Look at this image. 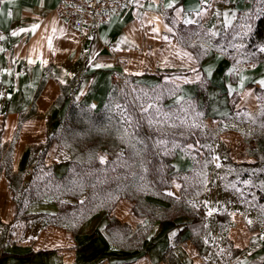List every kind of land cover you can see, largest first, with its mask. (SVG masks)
I'll return each mask as SVG.
<instances>
[{"label":"crops","instance_id":"0c3cea01","mask_svg":"<svg viewBox=\"0 0 264 264\" xmlns=\"http://www.w3.org/2000/svg\"><path fill=\"white\" fill-rule=\"evenodd\" d=\"M58 1L0 0V143L10 146L7 163L0 153V264H264L256 229L242 213L209 215V204H221L215 196L197 221L186 215L155 220L140 249L112 242L102 207L80 220L74 232L52 220L58 210L53 198L31 197L23 208L17 206L6 165L25 174L32 169L30 145L43 142L54 126L61 84L73 83L96 98L117 77L131 75L147 84H173L174 101L203 89V118L215 134L213 159H223L222 165L245 161L251 151L246 128L264 116V39L248 46L252 56L237 54L235 46L229 49L239 29L253 23L255 0H129L94 29L67 25L56 12ZM247 61L253 68L239 67ZM72 158L71 151L52 141L44 162L53 163L60 176ZM173 162L175 170L192 169L181 152ZM181 185L175 178L163 190L177 196ZM60 200L75 201L69 196ZM132 206V200L119 197L110 213L132 227L145 223L147 218ZM26 213L32 215L22 217ZM92 231L96 236L90 237Z\"/></svg>","mask_w":264,"mask_h":264},{"label":"rangeland","instance_id":"374dc122","mask_svg":"<svg viewBox=\"0 0 264 264\" xmlns=\"http://www.w3.org/2000/svg\"><path fill=\"white\" fill-rule=\"evenodd\" d=\"M263 5L264 0H255L254 12L251 14L254 19L261 13ZM252 30L253 24L241 27L236 36L239 39H235L229 49L235 46L234 51L236 50L237 54L252 56L254 53L246 44ZM165 83L168 84L158 81L147 84L146 87L131 79L129 75H121L112 82L106 93H97L96 98L85 89L77 90V85L73 83L63 84L54 101L57 105L55 109H58L52 114L55 124L49 133L55 138L53 141L58 147L71 151L73 157L84 164L78 167L73 165L70 176L60 182L46 181L48 170L39 165L33 172L31 182H28L29 177L24 176L26 172L21 173L20 185L23 183L21 186L24 188V194L19 184L15 185V195L22 199L21 207L31 199V194L53 198L67 194L75 195L79 199L87 197L89 201L85 207L90 211L101 207L105 211H112L120 194L128 192L132 197V208L135 207L139 212H153L157 216L164 215L165 206L153 200L158 198L155 196L157 178L151 175L144 160L145 142L136 135L125 109L126 102L130 101L139 111L147 112L146 123L150 129L174 134V137L163 135L154 140L158 151L175 154L173 159L181 152L193 162L191 173L183 174L185 193L179 192L173 203L181 205L189 212L202 214L205 213L206 203L215 196L220 199L221 204H209L210 212L213 214L221 211L223 215L230 211L242 213L247 223L256 229L255 240L264 248V116H258L257 123L250 129L246 128L245 141L251 151L244 156L245 161L222 165L223 159L221 162H215L213 159L212 141L215 134L211 130L212 126L203 118L205 109L202 102L193 96L174 101L175 86L169 82ZM166 94H169V97L163 102V96ZM34 110L33 107L32 111ZM93 111H102V114L94 117ZM28 112H31V109ZM46 112L49 115V110ZM189 133L200 137L199 143L188 142L182 145L180 138ZM9 151L8 143H0L4 163L9 160ZM31 151L39 154L43 150H33L32 144ZM109 156V166L92 165L94 159L101 161L103 157L105 163ZM36 163L38 164V160ZM85 165L90 166L89 172H82ZM109 168L111 174L108 173ZM116 168L118 171L114 170ZM98 171L102 173L101 176L96 175ZM109 180L111 183L104 190L101 186H95ZM77 212L73 210L66 215L69 217L67 223L72 227L80 218ZM148 229L149 222L138 224L132 232L126 235L119 233L114 239L122 245H137ZM92 232L89 233L90 237Z\"/></svg>","mask_w":264,"mask_h":264},{"label":"trees","instance_id":"16d2710c","mask_svg":"<svg viewBox=\"0 0 264 264\" xmlns=\"http://www.w3.org/2000/svg\"><path fill=\"white\" fill-rule=\"evenodd\" d=\"M253 30L251 31V33L249 34L248 38H247V46H251L256 42H259L261 40L264 39V5L263 8L261 10V13L258 15L257 18L253 19ZM131 77V79H133V76H129ZM141 84H144L146 87H148L147 83H143L141 82ZM164 84H168L165 83ZM204 84L206 85L207 82L204 81ZM151 85V84H149ZM61 88H62V84H61ZM202 96V104L204 106L205 109V105H206V93L203 89L199 88V90L196 91V93L193 95V97H198V95ZM169 97V94H166L163 96L162 101H166V99ZM126 106L125 109L127 111L128 116L131 118V122L132 125L134 126V129L136 130V135L141 138L143 140V142H145V146H144V160L146 162L147 167L149 168V172L151 173V175H153L154 177L157 178V182L155 184V196H157L158 198L168 201L169 203L165 206V214L164 215H160L157 216L155 213L153 212H145V211H137L135 209V207H133V212L138 214V215H144L147 218L146 222H149V229L151 228V224L155 221V220H173L175 217L179 216V215H186L187 217H189L191 219V221H197L199 220L200 214L201 213H195V212H189L187 210H185L181 205H176L175 203H173V201L175 200V196L168 194L166 192H164L163 188L168 187L171 185V180L175 177H177L178 179L181 180L182 185L179 189V192L181 194H184V185H185V180L183 177V174L185 173H191V170L193 169H189L187 171H179V170H175L174 169V165L172 163V159L174 157V155H170L167 153H162L161 151H158L155 146H154V140L158 139L160 136H168V137H174V134L172 133H165V132H159L156 131L154 129H150V127H148L147 125V120H148V116H147V112L146 111H139V108L134 105L132 102L128 101L126 102ZM33 109V108H32ZM31 109V112H32ZM30 113V112H29ZM102 114V111H93L92 112V116L94 117H98ZM52 128V127H51ZM200 138V137H199ZM198 138V139H199ZM55 138L53 136L50 135V133L48 132L46 139L43 142H38V143H33V150L35 149H42L43 151H40L39 154H35L36 151H32V155L29 159V163L33 162V166L32 169L33 171H30L29 173V179L28 182H31L32 178H33V172L37 170V165H39L42 168H45L48 170V174L46 175L45 179L46 181H51V182H60V181H64L66 178H68L70 176V172L73 168V165L75 167L81 166L82 162L77 161V159L75 158V156L68 161L69 164V169L67 172L63 173L60 176H57L54 172V164L53 163H49L46 164L44 162V156H45V152L47 150V148L49 147V145L51 144V142L54 140ZM200 140V139H199ZM188 142H196V137L193 134H188L187 136L180 138V143L182 145H186ZM32 146V144L30 145V147ZM126 151V150H125ZM110 157H108L107 161L104 163H102L99 159H94L92 161V165H94L95 167H106L109 166L110 163ZM36 160H38V164L36 163ZM192 163V168H193V162ZM157 166V167H155ZM112 168V167H111ZM108 170V173L111 174L112 172L110 171V169ZM115 171H118V168L114 169ZM89 172L90 171V166H86L84 167V169L82 170V172ZM27 174H24V176H26ZM160 174L162 176H160ZM5 175L9 178V182H10V186L11 189L14 193V197L15 200L17 202V206H21L22 203V199L21 197H17L15 195L16 193V187L15 185L19 184L20 190L21 192H23V187L21 185H23V183H21L20 185V177H21V172L14 170L11 168L10 165H6L5 168ZM96 175L101 176L102 173L101 172H97ZM158 176V177H157ZM111 183V181H106L103 184H99V185H95V186H101L102 189L104 190L105 188H107V185H109ZM24 194V192H23ZM62 196H69L75 199L74 202H67V201H61L60 198ZM62 196L60 197H50L53 198L56 203L58 204V210L57 213L55 215H53V221L56 222H63V224H67L68 227L71 228L72 231L75 232L76 230V225L79 223L80 220H83V218H85L90 212L87 207L88 205V201L89 199L86 197L85 199H79L77 196L75 195H67V194H62ZM31 197H40L37 195H30ZM119 197H126L129 198L130 200H132L131 195L128 192H124L122 194H120ZM78 211L77 213L79 214L80 218L77 222L76 225L70 226L67 223V220L69 219V217L67 218L66 215L70 214L71 211ZM80 211V212H79ZM35 213H33L34 215ZM32 213H26L23 214L22 217H29L31 216ZM107 221L105 224V230L107 231V233L111 236L112 242L115 245H119L123 248H129V249H140L142 248V245L147 244L148 242V238H147V234L149 229L147 230L146 234L143 235L140 244L137 245H132V244H119L116 242V240L114 239V236H116L117 234H121V235H126V233L128 232H132L133 229L138 226L136 225L135 227H132L130 224H128L127 222L121 221L119 220L117 217L113 216L110 211L106 210L105 212ZM92 236H96V231L91 233ZM176 239H178V236L176 237ZM6 254L4 252L1 253V255ZM32 254V252H27L25 253V255H30Z\"/></svg>","mask_w":264,"mask_h":264},{"label":"built area","instance_id":"2783aa9c","mask_svg":"<svg viewBox=\"0 0 264 264\" xmlns=\"http://www.w3.org/2000/svg\"><path fill=\"white\" fill-rule=\"evenodd\" d=\"M129 0H59L56 12L69 26L76 29H94L104 23L109 15L119 13ZM253 61L239 65L253 68Z\"/></svg>","mask_w":264,"mask_h":264},{"label":"snow or ice","instance_id":"6c2138e0","mask_svg":"<svg viewBox=\"0 0 264 264\" xmlns=\"http://www.w3.org/2000/svg\"><path fill=\"white\" fill-rule=\"evenodd\" d=\"M167 7H169V8H171V7H173V4H168L167 5ZM36 27H38V25H33L32 26V29H35ZM171 29H169V31H170ZM21 31H25L24 29H21ZM154 31H156V29H154ZM17 33L16 32H13L12 33V35H16ZM3 37H0V39H2ZM49 44H51V41H49ZM261 51H264V48H261L260 49ZM31 62V61H30ZM102 65H97V67H101ZM63 82V81H62ZM260 83L261 84H264V81H260ZM104 161V158L103 157H101V162H103ZM219 166V165H218ZM209 215H211V212H209ZM249 223H251V221H249Z\"/></svg>","mask_w":264,"mask_h":264},{"label":"water","instance_id":"95a60500","mask_svg":"<svg viewBox=\"0 0 264 264\" xmlns=\"http://www.w3.org/2000/svg\"><path fill=\"white\" fill-rule=\"evenodd\" d=\"M28 177H29V175H28Z\"/></svg>","mask_w":264,"mask_h":264}]
</instances>
